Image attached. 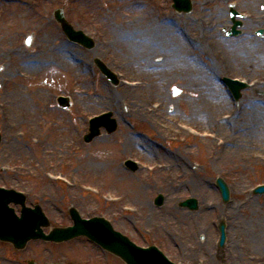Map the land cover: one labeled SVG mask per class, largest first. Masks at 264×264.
Instances as JSON below:
<instances>
[{
  "label": "rangeland",
  "instance_id": "obj_1",
  "mask_svg": "<svg viewBox=\"0 0 264 264\" xmlns=\"http://www.w3.org/2000/svg\"><path fill=\"white\" fill-rule=\"evenodd\" d=\"M171 3L0 0V36L5 35V46L22 47L0 57V184L25 191L27 203H39L52 225L69 224L67 207L73 204L82 216L107 217L137 244L154 242L173 260L264 264V193H252L264 183V0H192L188 13L175 11ZM230 3L246 16L241 33L228 37ZM58 7L94 37V48L64 38L53 18ZM148 23L155 24L150 35ZM157 24L175 27L164 31ZM257 29H263L260 36ZM28 34L33 35L30 46L24 43ZM48 38L56 48H46ZM93 56L119 73L117 86L92 66ZM34 59L39 60L36 69L35 61L29 62ZM200 60L207 63L204 76ZM220 75L251 84L235 101ZM172 85L181 93L173 95ZM17 88L41 95L34 101L36 110L6 109L4 97ZM60 93L72 98L67 110L56 106ZM105 109L115 113L117 130H102L84 143L86 117ZM134 143L169 156L155 162ZM174 152L186 168L167 165L174 162L169 161ZM127 157L140 158L141 170L125 168ZM92 165L102 169L96 174ZM217 176L228 184L226 202L215 185ZM138 183L143 192L139 220L127 203ZM158 193L164 195L161 206L153 202ZM188 196L198 200L196 210L179 206ZM143 201L149 207L142 208ZM167 209L170 230L156 236L148 215ZM220 219L226 223L223 255L217 248ZM28 260L125 264L83 236L63 243L31 240L23 249L0 241V264Z\"/></svg>",
  "mask_w": 264,
  "mask_h": 264
},
{
  "label": "water",
  "instance_id": "obj_2",
  "mask_svg": "<svg viewBox=\"0 0 264 264\" xmlns=\"http://www.w3.org/2000/svg\"><path fill=\"white\" fill-rule=\"evenodd\" d=\"M173 6L178 11H189L191 9L190 0H173ZM232 17L235 16V11H231ZM55 17L62 23L65 32L81 42L86 46L91 47L93 42L86 37L81 31H74L72 27L65 21L61 9L55 10ZM240 22L235 21L231 30L227 33L229 35L236 34L239 31L235 29ZM262 30H259V33ZM96 64L101 71L114 83L117 84L115 74H113L99 59L96 58ZM226 82L234 92L235 96L240 95L239 90L244 87V84L226 78ZM63 104L65 102H62ZM65 106L67 104H64ZM109 115L105 114L104 118L94 121L89 134L86 135V141L91 140L99 133V126L104 125L108 131L115 129V123L107 119ZM217 185L221 191L223 200L227 201L229 198V190L227 184L222 178H217ZM255 192H264V185L256 188ZM163 197L159 195L157 203L162 202ZM25 196L14 190H5L0 188V239L12 242L16 247H23L25 243L31 238H44L47 240L62 241L70 239L77 235H87L89 238L99 242L102 246L108 248L114 253L120 255L128 264H174L170 262L157 248L150 246L142 248L134 245L128 238L121 233L113 230L111 224L102 217H93L91 219H82L75 208H71V215L74 221L73 226L59 228L54 227L45 234L42 231L41 225L47 226L49 224L47 218L42 212L41 208L36 205L34 208H29L24 205ZM10 201L22 204L21 216H17L14 210L8 206ZM182 205H188L191 209L197 207V201L193 199L186 200ZM224 223L221 222L219 226L220 239L219 245L223 246L225 242V228ZM63 264V263H54Z\"/></svg>",
  "mask_w": 264,
  "mask_h": 264
},
{
  "label": "bare ground",
  "instance_id": "obj_3",
  "mask_svg": "<svg viewBox=\"0 0 264 264\" xmlns=\"http://www.w3.org/2000/svg\"><path fill=\"white\" fill-rule=\"evenodd\" d=\"M220 23L223 24V21H221ZM155 24H152V23H148V26H150V29L147 31V33L150 35L152 34L153 32L151 31V29H153V26ZM160 28H163L164 31H166V29H171L174 26H163V25H159L157 24ZM177 28V26H176ZM178 29V28H177ZM206 35H210V36H214V34H211V33H206ZM5 35L3 36H0V57L4 58V57H7L8 55L11 54L12 51H14L13 48H16V47H11V46H5L3 40L5 39L4 38ZM149 38H152V36H149ZM53 39L52 38H48V40H46L45 42V45H46V48H56L55 45L51 44V41ZM44 43V41H43ZM191 43H194L195 42H191ZM43 46H45L44 44H42ZM185 46L186 48V44L183 45V47ZM190 46V44H187V47ZM10 47V48H9ZM45 48V49H46ZM43 52V50H42ZM28 61V60H27ZM31 61H35V65L33 66V69H36L38 68V65L36 64H39V60H30L29 62L32 63ZM28 63V62H27ZM36 66V68H34ZM134 88H139V82H135L134 83ZM41 97V95L36 92L35 95H30V93H27L26 91H24L22 88H17V89H13L11 90L3 99V103L4 105L6 106V109H8V111L10 112H20L21 111H33V106L35 105L34 104V101L35 100H38L39 98ZM35 107V106H34ZM34 110H36V107L34 108ZM15 144H12V153H15V150H17V148L14 147ZM139 146L140 147H143L146 151H148V155L154 160V161H159L160 158H166L169 156V153L167 152H161L158 148H155L154 146H151V145H143V144H140V143H134V147L138 148L139 149ZM145 147H149L148 149L145 148ZM11 148V147H10ZM180 156H177L176 153L174 152L173 153V156L170 157L169 161H176L179 159ZM89 169L91 171H94L96 174L102 169L101 166H88ZM95 183L93 182V185L95 187H98L99 185V180L97 179H94ZM133 191H135V194H132V197H128L127 199V203L129 205H132L133 206V214L136 215L135 217L137 218V220H139V213H140V209H139V196L143 195V192H142V187L140 186L139 187V183H138V186H136L135 184H133ZM139 190H141V192L139 193ZM132 191V190H131ZM131 193H134V192H131ZM144 206H147V203H145L143 201V204H142V208ZM149 207V206H147ZM171 209H167L165 213H149L148 215V212H147V215L148 217L151 219L152 221V231H153V234L155 233L156 236H160L164 233H168L169 230H170V214H171ZM180 232V231H179ZM181 232H183V230H181Z\"/></svg>",
  "mask_w": 264,
  "mask_h": 264
},
{
  "label": "flooded vegetation",
  "instance_id": "obj_4",
  "mask_svg": "<svg viewBox=\"0 0 264 264\" xmlns=\"http://www.w3.org/2000/svg\"><path fill=\"white\" fill-rule=\"evenodd\" d=\"M176 164L179 166V167H182L183 166V168H186L185 166H184V163L181 161V160H179V161H177L176 162ZM141 170V167H139V171Z\"/></svg>",
  "mask_w": 264,
  "mask_h": 264
}]
</instances>
